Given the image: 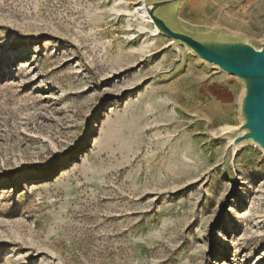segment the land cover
Wrapping results in <instances>:
<instances>
[{
  "label": "rangeland",
  "instance_id": "1",
  "mask_svg": "<svg viewBox=\"0 0 264 264\" xmlns=\"http://www.w3.org/2000/svg\"><path fill=\"white\" fill-rule=\"evenodd\" d=\"M174 12L200 28L176 30L264 53V0ZM147 16L143 0H0V264H264L243 81Z\"/></svg>",
  "mask_w": 264,
  "mask_h": 264
},
{
  "label": "bare ground",
  "instance_id": "2",
  "mask_svg": "<svg viewBox=\"0 0 264 264\" xmlns=\"http://www.w3.org/2000/svg\"><path fill=\"white\" fill-rule=\"evenodd\" d=\"M143 1L145 13L154 24L153 32L164 34L189 47L205 61L226 73H232L231 68L240 70L241 73L238 75L243 81L246 91L242 100L244 121L240 129L243 128L245 132L237 136L240 140L252 139L264 150V142L258 139L259 128L263 125L264 120V73L254 71V68L261 63L262 57L247 41L237 38L235 35L216 33L215 31L216 34H214L213 31L203 32L201 30L200 35H211L206 36L210 37L209 39L206 37L200 39L187 32L172 28L183 25L199 28L181 23L176 19L174 9L180 0H150L147 3L145 2L147 0ZM165 17H168L170 21L166 22ZM170 22L172 26H170Z\"/></svg>",
  "mask_w": 264,
  "mask_h": 264
},
{
  "label": "water",
  "instance_id": "3",
  "mask_svg": "<svg viewBox=\"0 0 264 264\" xmlns=\"http://www.w3.org/2000/svg\"><path fill=\"white\" fill-rule=\"evenodd\" d=\"M188 41V40H187ZM188 42H192V41H188ZM262 57L261 63L258 65V67L254 68V71L257 72H261L264 73V53L259 55ZM259 58V57H258ZM260 59V58H259ZM219 64H222L220 62H218ZM232 72H236L237 74L241 73L240 70L236 69V68H231ZM253 72V71H251ZM258 139L262 142H264V120H263V125L259 128V133H258Z\"/></svg>",
  "mask_w": 264,
  "mask_h": 264
}]
</instances>
